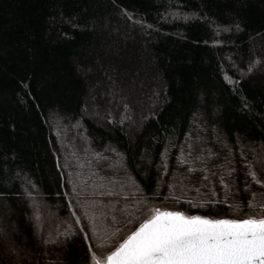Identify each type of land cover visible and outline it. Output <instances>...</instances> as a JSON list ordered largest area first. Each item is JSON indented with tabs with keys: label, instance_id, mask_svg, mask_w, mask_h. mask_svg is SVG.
<instances>
[{
	"label": "trees",
	"instance_id": "trees-1",
	"mask_svg": "<svg viewBox=\"0 0 264 264\" xmlns=\"http://www.w3.org/2000/svg\"><path fill=\"white\" fill-rule=\"evenodd\" d=\"M261 205L264 0H0V264Z\"/></svg>",
	"mask_w": 264,
	"mask_h": 264
},
{
	"label": "snow or ice",
	"instance_id": "snow-or-ice-1",
	"mask_svg": "<svg viewBox=\"0 0 264 264\" xmlns=\"http://www.w3.org/2000/svg\"><path fill=\"white\" fill-rule=\"evenodd\" d=\"M152 213L142 214L139 227L106 255L89 248L93 264H264V214L210 219L168 208Z\"/></svg>",
	"mask_w": 264,
	"mask_h": 264
},
{
	"label": "water",
	"instance_id": "water-1",
	"mask_svg": "<svg viewBox=\"0 0 264 264\" xmlns=\"http://www.w3.org/2000/svg\"><path fill=\"white\" fill-rule=\"evenodd\" d=\"M219 219H225V218H219ZM138 227H139V225H138L136 228H138ZM136 228H135V229H136ZM135 229H134L133 231H135ZM131 232H132V231H131ZM131 232H130L129 234H131Z\"/></svg>",
	"mask_w": 264,
	"mask_h": 264
}]
</instances>
